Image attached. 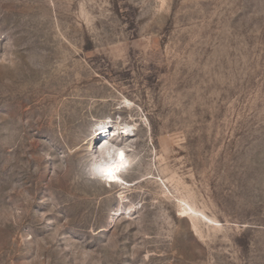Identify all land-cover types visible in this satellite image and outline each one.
<instances>
[{
  "label": "rangeland",
  "instance_id": "obj_1",
  "mask_svg": "<svg viewBox=\"0 0 264 264\" xmlns=\"http://www.w3.org/2000/svg\"><path fill=\"white\" fill-rule=\"evenodd\" d=\"M0 264H264V0H0Z\"/></svg>",
  "mask_w": 264,
  "mask_h": 264
},
{
  "label": "clouds",
  "instance_id": "obj_2",
  "mask_svg": "<svg viewBox=\"0 0 264 264\" xmlns=\"http://www.w3.org/2000/svg\"><path fill=\"white\" fill-rule=\"evenodd\" d=\"M140 156L131 149L105 140L81 162V177L98 185L123 184V177L135 168Z\"/></svg>",
  "mask_w": 264,
  "mask_h": 264
},
{
  "label": "bare ground",
  "instance_id": "obj_3",
  "mask_svg": "<svg viewBox=\"0 0 264 264\" xmlns=\"http://www.w3.org/2000/svg\"><path fill=\"white\" fill-rule=\"evenodd\" d=\"M126 128V126H124V127H120V128H118V132H117V134H119L121 137H128L129 136V133H128V131L125 129ZM101 130H103L99 135H101V136H105V138L106 137H108V136H110V133H111V131H109V134H103L104 133V130L106 131V130H108V126H103V127H101ZM103 134V135H102ZM123 184H124V182H123ZM122 184V185H123ZM113 185V184H112Z\"/></svg>",
  "mask_w": 264,
  "mask_h": 264
}]
</instances>
